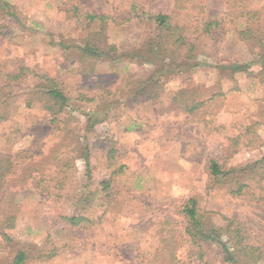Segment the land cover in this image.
<instances>
[{
  "label": "rangeland",
  "instance_id": "rangeland-1",
  "mask_svg": "<svg viewBox=\"0 0 264 264\" xmlns=\"http://www.w3.org/2000/svg\"><path fill=\"white\" fill-rule=\"evenodd\" d=\"M3 1L17 9L22 21L9 24L0 12V23L7 24L0 35V85L5 74L26 67L55 78L72 100L61 115L64 120L50 124L43 101L26 107L25 96L19 95L13 116L0 124V152H24L8 181L16 218L5 229L13 241L7 248L0 245V264L26 248L56 252L25 264H228L218 247L192 245L183 234L181 207L191 197L212 224L222 225L227 215L243 216L251 232L264 239L259 235L264 233V200L256 203L257 193L264 197V180L252 181V196H233L232 182L208 171L210 159H221L223 169H229L264 155V71L259 64L233 76L208 66L167 74L156 88L158 96L150 99L149 93L130 91L148 75L149 64L82 59L50 43L78 45L90 33L127 50L145 34L143 25L125 20L135 3L150 14L169 15L173 24L219 21V42L213 46L203 39L200 50L211 54L217 47L223 66L249 63L256 58L252 46L236 34L245 25L240 13L257 11L253 20L264 31V0ZM88 14L111 19L104 27L88 25ZM78 95L93 101L77 100ZM15 123L21 132H14ZM85 146L90 174L82 156ZM111 147L112 161L106 156ZM43 172L50 177L40 179ZM107 179L108 196L90 194ZM40 180L48 193L36 187ZM75 193L88 196L87 203L74 199ZM75 212L87 217V224L70 226L60 218ZM171 249L175 257L170 261L166 252Z\"/></svg>",
  "mask_w": 264,
  "mask_h": 264
},
{
  "label": "trees",
  "instance_id": "trees-1",
  "mask_svg": "<svg viewBox=\"0 0 264 264\" xmlns=\"http://www.w3.org/2000/svg\"><path fill=\"white\" fill-rule=\"evenodd\" d=\"M0 12L9 24L12 21H22L16 13L17 9L6 1L0 0ZM128 12L129 16L125 20L143 25L145 34L139 43L127 50L119 49L112 44L109 45L90 33L78 45L68 44L61 40L55 42L53 39L50 43L57 44L63 54H68L71 50L78 52L82 59L110 60V62L123 60L135 63L141 67L149 64L151 70L148 75L144 78L141 77V80L136 82V89L132 90V88L130 91L134 96L142 95L143 92L149 93L148 98L150 99L158 96L156 88L162 78L171 73L187 72L208 66L224 69L229 75L233 76L239 72L248 73L251 64H259L261 71H264V31L259 28L257 18L253 20L257 11H247L245 13L242 11L240 15L245 18V25L236 30L237 36L252 46L256 59L249 63L232 62L224 66L217 62L215 55L218 50L217 47L215 52L211 54H203L204 52L200 50V47H203L201 42L203 39H209L213 46H216L219 42L215 37L219 30L221 31L219 21L207 18L201 26L196 25L194 27L173 24L169 15L163 13L150 14L139 10L135 3H131ZM108 18H110L109 15L98 14H88L85 17L88 25L99 22L102 27H104V23ZM6 25L5 23H0V35L3 34ZM208 59L211 62L213 61L214 65ZM24 80H27L26 84ZM139 86L142 87L139 89ZM19 95L21 97L25 96L26 107H30L34 101H43L42 107L48 114L50 124L63 121L64 118L61 115L71 108L72 99L64 93L55 78L21 67L16 73L5 74V80L0 85V124L7 122L13 116L12 107ZM76 99L93 101V98H89L86 95H78ZM12 127L14 132H21L17 123L13 124ZM252 141V139H247L249 143ZM114 150L111 147L107 151V159L112 161ZM22 151L16 150L11 155L8 153L9 151L0 152V245L6 248L10 247L9 244L13 240L5 229L14 226L16 218L14 208L17 206L14 202L12 204L13 196H10L8 192V181L12 176L14 177L20 167L18 163L20 161L17 158L18 155L24 153ZM89 153V147L85 146L82 156H84L87 174L92 171L91 155ZM119 169L121 170L122 167H119ZM208 171L209 175L217 180L224 179L229 183L232 182L230 193L233 196H241L243 194L252 196L250 191V188L253 187L252 181L264 180V155L254 162L229 169H223L221 159H210ZM38 177L44 180L50 175L43 172ZM89 178L91 177L88 176ZM109 186L110 180H102L98 183L99 188H95L90 194H102L105 198L108 196L106 191ZM20 187L23 188L21 185ZM36 187L42 189L45 193L49 192V188L44 186V182H41V180ZM256 197V203L259 205L258 202L264 200V197L259 193L256 194ZM74 199L86 204L88 196L83 197L81 193H75ZM181 213L184 221L183 234L190 240L192 245L198 247L214 245L218 247L222 253L224 263L264 264V239L260 240V236L257 233L251 232L250 221L245 220L243 216H224V223L216 226L209 221L208 213L199 208L197 199L193 197L182 205ZM60 218L70 226L87 224L89 221L87 217L79 212ZM259 235L262 236L264 233H259ZM55 252L56 249L54 248L48 251H40L36 248L17 249L10 255L8 264H25L28 259L47 260L53 257ZM166 254L170 261L175 257L172 249L167 250ZM198 257H203L201 248L198 251Z\"/></svg>",
  "mask_w": 264,
  "mask_h": 264
}]
</instances>
